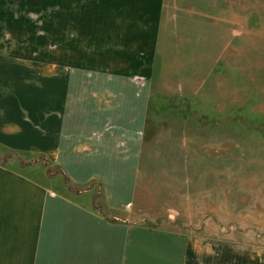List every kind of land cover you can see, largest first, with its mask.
I'll list each match as a JSON object with an SVG mask.
<instances>
[{
	"label": "rangeland",
	"instance_id": "1",
	"mask_svg": "<svg viewBox=\"0 0 264 264\" xmlns=\"http://www.w3.org/2000/svg\"><path fill=\"white\" fill-rule=\"evenodd\" d=\"M57 2L0 7V33L14 48H41L43 61L57 56L69 76V127L82 115L107 123L115 110L123 144L138 140L122 237L136 243L139 264H264V0H217L211 14L209 0H167L154 64L144 55L151 40L139 35L136 67L116 73L104 70L113 39L98 31L105 0ZM145 65L154 67L148 79ZM144 224L168 232L133 227ZM162 254L166 263L156 261Z\"/></svg>",
	"mask_w": 264,
	"mask_h": 264
},
{
	"label": "crops",
	"instance_id": "2",
	"mask_svg": "<svg viewBox=\"0 0 264 264\" xmlns=\"http://www.w3.org/2000/svg\"><path fill=\"white\" fill-rule=\"evenodd\" d=\"M57 1L0 0V7H51ZM197 1L203 5L207 0ZM84 5L85 0H66L67 7ZM103 6L107 17L100 16L98 31L113 39L104 70H133L139 35L151 40L144 55L154 64L167 0H105ZM123 38L126 52L119 45ZM22 49L10 46L0 33V264H139L136 243L122 237L136 199L138 140L123 144L122 116L115 110L106 112L107 123L86 124L82 115L69 127L68 74H59L56 55L43 61L41 48ZM124 57L130 61L122 62ZM143 68L150 78L154 67ZM245 70H250L248 63ZM242 89L247 95L249 82ZM135 114L127 113L125 123ZM140 116L142 123H132L135 129L146 117ZM164 256L150 259L164 263Z\"/></svg>",
	"mask_w": 264,
	"mask_h": 264
},
{
	"label": "trees",
	"instance_id": "3",
	"mask_svg": "<svg viewBox=\"0 0 264 264\" xmlns=\"http://www.w3.org/2000/svg\"><path fill=\"white\" fill-rule=\"evenodd\" d=\"M94 185H96V184H95V183H92V184H91V187H93ZM101 215L106 217V215H104L102 212H101ZM116 222H117V221H116ZM144 225H145L146 227H150V225H148V224H147V225L144 224Z\"/></svg>",
	"mask_w": 264,
	"mask_h": 264
}]
</instances>
